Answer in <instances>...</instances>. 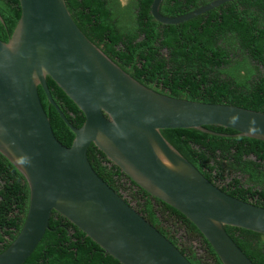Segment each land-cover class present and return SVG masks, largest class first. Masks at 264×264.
<instances>
[{
    "label": "water",
    "instance_id": "1",
    "mask_svg": "<svg viewBox=\"0 0 264 264\" xmlns=\"http://www.w3.org/2000/svg\"><path fill=\"white\" fill-rule=\"evenodd\" d=\"M21 16L0 39V152L30 190L23 226L0 253V264H22L49 228L53 210L77 225L122 264H193L179 247L97 173L94 143L139 187L186 215L223 264H255L225 225L264 234V206L237 198L210 181L162 133L210 132L219 125L264 140V112L230 103L176 98L139 82L80 29L65 0H19ZM151 13L179 24L231 0H212L187 13ZM50 76L85 115L71 123L54 100ZM43 88L75 133L70 146L55 135L39 94Z\"/></svg>",
    "mask_w": 264,
    "mask_h": 264
},
{
    "label": "trees",
    "instance_id": "2",
    "mask_svg": "<svg viewBox=\"0 0 264 264\" xmlns=\"http://www.w3.org/2000/svg\"><path fill=\"white\" fill-rule=\"evenodd\" d=\"M87 37L144 85L176 98L230 103L264 112V0H231L179 24L151 13L153 0H132L123 21L119 0H65ZM212 0H163L177 16ZM21 16L19 0H0V39L9 41ZM50 92L71 123L85 115L47 76ZM56 137L70 146L75 133L39 86ZM162 129L165 137L227 193L264 206V140L219 125ZM255 155L256 158H252ZM88 158L97 173L175 243L193 264H223L200 229L182 212L139 187L94 143ZM111 163V164H109ZM244 178V180H243ZM24 174L0 152V253L20 232L30 190ZM129 188L130 191L127 189ZM134 202V203H133ZM255 264H264V234L225 225ZM8 235L11 237L9 240ZM22 264H122L63 214L53 210L43 239Z\"/></svg>",
    "mask_w": 264,
    "mask_h": 264
},
{
    "label": "flooded vegetation",
    "instance_id": "3",
    "mask_svg": "<svg viewBox=\"0 0 264 264\" xmlns=\"http://www.w3.org/2000/svg\"><path fill=\"white\" fill-rule=\"evenodd\" d=\"M131 1L132 0H126V2H124V1H122V0H119V2H120V7H121V9H122V11H123V15H124V17L122 16V18H123V21H125V22H128V16L127 15H125L128 11H127V9H126V7L131 3ZM252 158H256V156L255 155H253L252 156ZM109 164H111V163H109ZM130 177L126 174V175H122V181H125V183L127 184V185H132V182L133 181H131L130 179H129ZM243 180H244V178H243ZM128 191H130L129 190V188L127 189ZM125 195L123 196L124 198L125 197H130L127 193H124ZM134 203V202H133ZM9 240L11 239V237L8 235V237H7Z\"/></svg>",
    "mask_w": 264,
    "mask_h": 264
},
{
    "label": "rangeland",
    "instance_id": "4",
    "mask_svg": "<svg viewBox=\"0 0 264 264\" xmlns=\"http://www.w3.org/2000/svg\"><path fill=\"white\" fill-rule=\"evenodd\" d=\"M122 1L126 2V0H122Z\"/></svg>",
    "mask_w": 264,
    "mask_h": 264
}]
</instances>
